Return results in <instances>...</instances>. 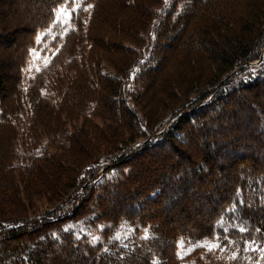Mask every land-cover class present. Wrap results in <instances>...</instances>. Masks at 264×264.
<instances>
[{"label": "trees", "instance_id": "trees-1", "mask_svg": "<svg viewBox=\"0 0 264 264\" xmlns=\"http://www.w3.org/2000/svg\"><path fill=\"white\" fill-rule=\"evenodd\" d=\"M65 1L47 0L19 54L0 50V264H185L177 238L212 234L220 240L208 251V264H264V167H257L250 141L257 117L245 110L247 120L237 114L229 122L235 95L258 114L255 146L264 156V101L254 103L264 91V0H88V10L80 8L62 26L55 13ZM17 23L12 14L0 16V27L18 29ZM173 56L175 64L179 56L174 67ZM135 93L148 106L142 114L132 104ZM210 111L223 119V129L224 122L237 123L250 133L239 147V137L223 132L230 139L219 141L216 152L231 150V162L242 161L220 163L223 186L199 219L187 209L189 186L196 173L205 176L216 166ZM196 136L209 150L197 164L183 150ZM164 148L190 161L149 173L138 159L163 157ZM175 176L182 177L183 193L162 205L160 198L175 191L167 181ZM26 197H45L49 208L9 217L8 206ZM73 199L71 213L59 215L63 201ZM79 216L108 220L102 238L63 226ZM122 219L132 224L123 241L114 236Z\"/></svg>", "mask_w": 264, "mask_h": 264}, {"label": "rangeland", "instance_id": "rangeland-1", "mask_svg": "<svg viewBox=\"0 0 264 264\" xmlns=\"http://www.w3.org/2000/svg\"><path fill=\"white\" fill-rule=\"evenodd\" d=\"M41 1V0H40ZM39 0H0V16L2 15H10L12 14V17L14 18V20H17V28H4V27H0V50L5 49V48H9V50L13 53V54H19L21 51V47L19 46V44L21 43V41H24L26 37L30 36V32L33 31L36 27H37V22L40 21L43 17V15L46 13V4H47V0H44L41 2H39ZM94 2V1H93ZM91 2V3H93ZM38 3V4H37ZM88 0H66L64 3H62L56 10L55 13V20L58 24H61L62 26L64 25V23H66V26H69L71 24L70 22V17L73 14H76V11H79L80 8L84 7V11L88 10V8L90 7V3H88ZM41 5V8H39L37 10V7ZM182 7V4L180 5V9ZM65 9V11L63 13H60V15L58 16V13L60 12V9ZM157 11H159V7L157 8ZM84 15L86 14L85 12L83 13ZM81 14V15H83ZM83 15V16H84ZM88 15V14H87ZM86 15V16H87ZM15 16L17 19H15ZM82 16V17H83ZM31 17V18H30ZM33 17H36L38 20L35 21L34 23L31 22V20L33 19ZM9 21V20H8ZM80 21L81 18H80ZM84 22V21H82ZM24 24V27H21V25ZM8 27V24H6ZM169 34V32H168ZM13 36L15 37V39H13ZM162 41L166 38H161ZM82 45V43L79 45V47ZM7 50V51H9ZM3 51V50H2ZM7 54L10 56V54L8 52H4L2 53ZM156 55V54H155ZM18 56V55H17ZM157 56V55H156ZM264 56V51L261 54V57ZM254 59L252 61H249V65L252 66H257L260 63V58ZM47 57H42V58H36V60L33 61L34 64L39 63L40 59H42V61H44ZM174 58L175 56H173V59L171 61L172 66H176L177 65V59L179 58V56H176V64L174 63ZM199 61H201V58H199ZM256 67H253V69ZM200 72H198L199 74ZM155 86H158V82L154 84ZM153 89V88H152ZM162 90H167V89H162ZM158 97H159V91L155 92ZM151 94L148 93L147 96ZM154 94V93H153ZM152 94V95H153ZM232 103H231V107L229 108L231 111H234L236 113L235 116H233V120L229 121V122H235V119L237 117V114L240 115V119L243 120L244 118L247 120V112L250 113V116H252L255 120L257 117V122L256 125L254 126L253 130H252V134L255 136H252V139H250L251 144L253 149L255 150V152H251V154H254V156H256L258 158V164L257 167L259 169L264 167V156L262 153V150H259L257 146H255L257 143H259V141L255 140L257 138V136L259 137L258 134V127L260 124V119H258V114L256 115L255 112H252V110L249 108L244 109L246 106L242 104V100L236 98L237 96L232 95ZM230 97V98H231ZM148 98V97H147ZM210 96L206 99H209ZM257 100L254 101L255 104H257L258 106H260V102L264 101V91L262 93H259L256 96ZM133 100L132 104L133 106L138 109V112H140V114H142V110H140L141 107H143L144 105H146L145 107H148L147 104H145V102L143 101V96L141 97L140 95H138L137 93L134 94L133 96ZM151 106V104L149 105ZM240 110L239 112L237 111V109ZM148 109V108H147ZM192 109V107L187 108L186 110H190ZM153 110V109H152ZM246 110V111H245ZM184 112V110H183ZM144 113V112H143ZM181 114V112H178L177 115ZM216 115V116H215ZM231 115L232 113L229 115V119H231ZM256 115V116H255ZM176 114L173 115L172 117H170V119L164 123V126H168L172 120L175 118ZM209 117L211 118L210 121H212L211 123L209 122V124H207L208 126H210L213 123V126L211 125V127H213V130L211 131V133H207L208 136L214 141V144L211 146V154H215L214 156L217 160L214 166V171L211 170L210 173H206L205 176H203V174L201 175V173H196L197 175H195L196 177H194L191 180V183L189 186L190 187V203L189 206L187 207L188 212H192L195 213V218H203L205 219V217L207 216V212L209 210H211V204L210 207L208 206L209 204V199L208 197L211 196V193L215 194L217 192V187H219V184H222L224 181L222 180V176L223 175V168L220 167V163L221 162H225V163H229V165H237L238 162H241L242 159H239L238 161H232V155H230L229 153H231V150H226V152L223 150V152H219V150L216 152V150L219 148V141H226L228 142L230 137L227 136L225 139L224 138V134L223 132L226 131L232 138L235 137H239V143L240 146L241 145V140H242V136L245 137L247 136L250 132H246L247 135H245V131L244 130H240L237 129L239 127V124L237 125L236 123V127L233 128V124H230L229 122H224V125H228L229 128L226 126L225 129H223V119L221 120L220 117L217 116V114L213 111H210L209 113ZM214 117H216V120L219 121V123L217 121H214ZM235 117V118H234ZM239 118V116H238ZM237 118V119H238ZM236 119V120H237ZM204 120V119H203ZM240 122V121H238ZM107 123V122H106ZM164 128V127H163ZM260 139V137H259ZM228 140V141H227ZM217 141V142H215ZM141 142H143L142 140L138 141L137 143H135L133 145V147H137ZM255 143V144H254ZM206 145H204V142H201V136H196L193 139H191V141L186 145V147L183 148V150L185 152H187L188 156L190 157L191 161H196V164L199 163L202 159H204V154H206L207 151H209L208 149L205 148ZM228 148L230 149V145L228 146ZM164 152H168L169 155H171V157H167L165 156L164 152H163V157H154L152 156L153 154H148L147 156L144 157H140L138 160L140 161V163L145 164V166L148 169V172L150 173V171L155 170L154 173L156 172V170H165L168 169L170 167V165L172 164H177L179 165L178 167H180V165L183 164L186 165V163H188V161H190L189 159H183L181 160V156L176 155V153L174 154L172 151H170V149L168 150L167 148H164ZM246 150V149H245ZM158 151V150H157ZM156 151V152H157ZM205 152V153H204ZM154 153V152H153ZM181 161V163L179 164V162ZM178 162V163H176ZM246 165L249 164V162L245 163ZM210 165V163H209ZM219 165V166H218ZM181 168H179L177 170V173L181 174ZM100 169L99 172H101ZM118 171V169L116 170H111L110 172H108L106 175L109 176V174L112 173H116ZM204 171H207L204 169ZM233 172V171H232ZM179 174V175H180ZM190 174V173H189ZM178 175V174H177ZM175 178H169L167 181H171L173 180L174 183L169 184L170 186H173L174 188H172L173 190H175L174 192L172 191L171 194H169V191L167 193L166 196H163L162 198H160L159 203H161L162 205H166L168 204V198H175L176 196H179L181 193H183L182 191V177H180L179 179L177 178L176 180ZM200 178V179H199ZM175 184V185H173ZM199 186V187H198ZM223 186V184H222ZM181 191V192H180ZM85 192V187L83 186L80 189V192L77 196H80V194H83ZM27 201H25L24 204L20 203L17 204L14 202V204L9 205V217H16L17 220H20L22 217H29L31 215H35V214H41L42 212L46 211L49 208V204L46 202V198L45 197H39L38 199L35 200H31L29 197H26ZM29 200V201H28ZM76 199L71 200H65L63 201L64 205H66L65 207H61V210L59 212V215L67 213L70 214L71 210L70 209H66L67 207H71L73 201ZM78 201L81 200H77L76 202L78 203ZM59 204V203H58ZM58 204H53L52 207H57ZM160 204V205H161ZM197 206V207H196ZM7 207V208H8ZM154 207L158 208V211H160L159 206H157V204L154 205ZM199 207V208H198ZM198 208V209H197ZM178 209V207H177ZM157 211V212H158ZM62 212V213H61ZM92 210L89 212L85 213V216L92 214ZM163 212H159V214L162 215ZM182 214V213H181ZM183 215H180L177 217L176 220L181 219ZM5 218V217H4ZM12 222V221H11ZM14 222V221H13ZM109 221L105 220V221H99V222H95L93 221L91 218L87 217L82 219L80 216L78 218H67L62 224L64 227H73L77 234H86L88 237H90L92 240L94 241H98L100 238H102V232L104 231L105 227L108 225ZM5 224L10 223V222H4ZM57 226V225H56ZM132 229V224L129 222L128 219H122L121 221H119L118 225L116 226V229L114 231V236L118 238V240H125L126 237L129 235V233L131 232ZM55 230V229H54ZM150 231V228L148 227H144L142 229V234L143 235H147L148 232ZM219 235L218 234H212V235H208V236H203L200 237L198 239L195 240H191V239H186L185 236H180L177 238V252L180 255V258L182 259V261L185 264H208V251L213 249L214 247H212V245H218L219 242Z\"/></svg>", "mask_w": 264, "mask_h": 264}, {"label": "snow or ice", "instance_id": "snow-or-ice-1", "mask_svg": "<svg viewBox=\"0 0 264 264\" xmlns=\"http://www.w3.org/2000/svg\"><path fill=\"white\" fill-rule=\"evenodd\" d=\"M65 11V9H60V12L58 13V16L60 15V13H63ZM244 229H241V231H243ZM217 245H212V247H216Z\"/></svg>", "mask_w": 264, "mask_h": 264}]
</instances>
